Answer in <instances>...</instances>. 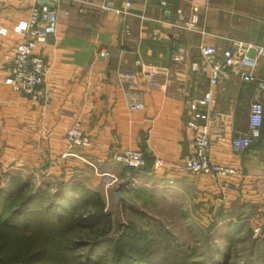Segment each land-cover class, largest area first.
<instances>
[{
  "label": "crops",
  "instance_id": "obj_1",
  "mask_svg": "<svg viewBox=\"0 0 264 264\" xmlns=\"http://www.w3.org/2000/svg\"><path fill=\"white\" fill-rule=\"evenodd\" d=\"M33 4L0 0V32H6L0 34V165L52 186H83L115 198L120 192L116 207L140 192L186 195L233 215L223 218L226 227L242 226L249 216L264 226V122L250 149L238 153L231 146L248 132L251 105L264 103V92L242 79L249 69L239 64L212 84L214 64L202 52L215 46L221 58L237 40L251 45L247 56L255 58L264 48V0L63 1L52 6L58 11L55 34L36 49L47 68L46 95L39 99L4 83L23 40L15 28L29 20ZM151 68L161 70L155 87L142 77ZM253 73L264 80V58ZM126 74L137 90L129 88ZM208 92L213 101L200 108L208 119L197 123L209 126L210 160L239 176L214 179L183 168L193 151L190 103ZM134 103L144 109L132 111ZM75 122L91 138L90 148L69 146L65 134ZM127 150L144 152L142 171L115 161ZM157 160L162 170H154Z\"/></svg>",
  "mask_w": 264,
  "mask_h": 264
},
{
  "label": "trees",
  "instance_id": "obj_2",
  "mask_svg": "<svg viewBox=\"0 0 264 264\" xmlns=\"http://www.w3.org/2000/svg\"><path fill=\"white\" fill-rule=\"evenodd\" d=\"M8 177L7 187L0 189V264L200 263L163 229H156L163 251L156 262L152 258L156 248L152 250L148 238L135 230L112 237L110 215L99 194L86 187L60 184L53 193L55 187L47 180L35 186L33 177L26 179L21 171L9 172ZM86 228L95 233L92 240L71 238ZM232 228L230 234L240 233V226ZM79 250L84 252L78 254Z\"/></svg>",
  "mask_w": 264,
  "mask_h": 264
},
{
  "label": "built area",
  "instance_id": "obj_3",
  "mask_svg": "<svg viewBox=\"0 0 264 264\" xmlns=\"http://www.w3.org/2000/svg\"><path fill=\"white\" fill-rule=\"evenodd\" d=\"M63 1L76 2L78 0H34L31 8L29 20L22 26H17L15 32L22 36L23 40L14 51L9 73L4 79V83L12 88L13 91L31 98H43L45 90L43 86L46 83L47 68L44 59L37 55L36 49L39 44L44 43L56 31V22L58 11L51 5H60ZM131 5L128 3L127 8ZM194 14L198 12L197 7H193ZM6 32L0 34H5ZM242 41L233 40L231 45L223 50L221 58H218V49L215 46H206L202 52L206 59L214 64L212 84H216L220 73L227 68H233L239 64L247 67L248 72L243 73L242 79L247 83L256 84L257 88L264 92V80L257 78L253 70L257 67L260 58H264V48H257V56L249 58L247 53L251 49ZM160 69L151 68L142 73L145 84L148 87H155L158 83ZM126 80L129 81V88L138 89V84L133 80L132 74H126ZM213 101V94L206 93L201 99L190 103V109L193 112V120L189 123L192 129L193 151L187 155L183 162V168L193 175H207L214 179H226L240 175V171L229 166L212 164L210 160L211 140L209 135V126L198 124L197 120H207L208 114L200 111V108L207 109ZM132 111L144 109L142 103L130 105ZM264 122V103L257 100L252 103L249 117V128L245 135L232 139L231 146L235 152H243L250 149L253 144L261 137L262 126ZM65 138L71 148L86 149L92 145L91 138L84 133L81 125L75 122L65 134ZM117 163L131 171H141L146 167V156L140 150H127L122 154L114 156ZM164 168L162 161L157 160L154 163V170L159 171Z\"/></svg>",
  "mask_w": 264,
  "mask_h": 264
},
{
  "label": "rangeland",
  "instance_id": "obj_4",
  "mask_svg": "<svg viewBox=\"0 0 264 264\" xmlns=\"http://www.w3.org/2000/svg\"><path fill=\"white\" fill-rule=\"evenodd\" d=\"M11 171V167L0 165V189L7 187ZM23 177L27 179L24 173ZM31 181L35 186L44 182ZM54 187L53 193L59 188ZM99 196L104 211L111 217L112 237L118 238L125 229L135 230L140 236L148 238L153 244L152 250L156 248L152 252L155 262L163 252L156 238V229H163L169 234L170 240H175L177 247L194 256L201 264H264V226H259L250 216L240 226V233L230 234L233 228L224 226L223 218L233 219V215L221 212L220 207H212V204H206L205 201H193L189 196L186 198V195L172 199L160 193L149 197L140 192L138 195L132 194L118 207L114 194ZM231 235L233 238H230ZM94 237L95 233L88 228L71 235L72 239L83 242ZM83 252L79 250L78 254Z\"/></svg>",
  "mask_w": 264,
  "mask_h": 264
},
{
  "label": "water",
  "instance_id": "obj_5",
  "mask_svg": "<svg viewBox=\"0 0 264 264\" xmlns=\"http://www.w3.org/2000/svg\"><path fill=\"white\" fill-rule=\"evenodd\" d=\"M44 3H45V4H48V0H44ZM51 6H53V5H51ZM116 198H117V202H119L120 199L122 198L120 192H117V193H116Z\"/></svg>",
  "mask_w": 264,
  "mask_h": 264
}]
</instances>
